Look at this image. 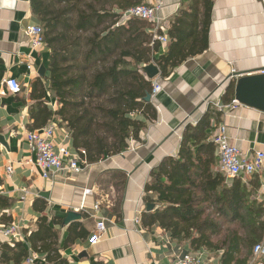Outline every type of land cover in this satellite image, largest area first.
<instances>
[{
	"label": "crops",
	"instance_id": "crops-1",
	"mask_svg": "<svg viewBox=\"0 0 264 264\" xmlns=\"http://www.w3.org/2000/svg\"><path fill=\"white\" fill-rule=\"evenodd\" d=\"M161 1L160 22L170 23L189 5V0ZM36 25L40 22L31 11L30 0H0V224L20 227L21 243L29 256L36 253L31 251L27 234L35 232L38 220L46 217V224L58 234L59 255L69 264H172L182 254H199L204 263L220 264L221 252L193 251L187 243L171 239L157 224L143 226L142 216L148 213L144 187L154 168L166 158L177 157L185 127L195 126L209 109L219 115L206 132L209 142L213 123H221L230 143L241 153L264 152V113L241 105L223 116L214 107L217 102L235 100L234 84L239 77L264 72L262 0H213L207 50L171 70L167 77L156 78L161 90L150 102L156 117L146 124L139 140L128 141L122 154L89 164L79 173L47 179L32 164L26 136L31 132L30 110L36 104L30 97L32 85L42 80L49 87L50 50L44 45L31 49L23 33ZM166 51L167 46L160 47L155 58ZM41 66L43 78L38 75ZM8 78L20 85L18 95L3 89ZM43 102L54 114L60 109L54 91L48 89ZM49 123L56 126L54 145L64 144L75 153L67 124L58 115L46 125ZM10 165L13 172L6 175ZM213 171H219L218 160ZM225 184L229 185L226 179ZM68 212L81 219L63 226ZM54 220H60V225ZM98 221L104 222L105 231L99 243L90 245ZM74 223L83 227L85 237L65 246L67 229ZM0 243L9 244L2 238ZM37 255L38 264H45L44 254Z\"/></svg>",
	"mask_w": 264,
	"mask_h": 264
},
{
	"label": "trees",
	"instance_id": "trees-1",
	"mask_svg": "<svg viewBox=\"0 0 264 264\" xmlns=\"http://www.w3.org/2000/svg\"><path fill=\"white\" fill-rule=\"evenodd\" d=\"M146 4V0H30L51 53L49 87L42 80L32 85L30 97L36 104L30 110V131L58 115L70 130L73 148L88 165L118 156L128 141L139 140L156 117L153 105L144 102L151 82L141 67L153 62L165 78L203 54L213 0H189L188 8L169 23L167 51L158 58L154 55L160 44L152 40L150 23L130 19L116 26L120 13ZM48 89L60 105L55 114L43 102ZM212 120L218 121L219 115L209 109L195 126L187 125L177 157L164 159L151 171L144 192L153 209L143 214L142 224H157L193 251L221 252L220 264H248L253 247L264 237V203L257 199L264 174L263 183L254 175L225 184L224 176L213 171L216 147L206 133ZM85 234L79 223L71 224L64 245ZM26 240L33 253L44 254L45 264H69L59 255L58 234L46 224V217L38 220L37 230ZM27 257L21 242L0 243V264H23Z\"/></svg>",
	"mask_w": 264,
	"mask_h": 264
},
{
	"label": "built area",
	"instance_id": "built-area-1",
	"mask_svg": "<svg viewBox=\"0 0 264 264\" xmlns=\"http://www.w3.org/2000/svg\"><path fill=\"white\" fill-rule=\"evenodd\" d=\"M161 7V0H147L146 5L136 6L120 13L121 16L116 26H124L130 19H138L150 23L153 26L151 31L152 40L158 42L160 47H166L169 43L167 36L169 22L159 21L158 13ZM23 33L28 39L31 49H37L44 45L43 31L40 25L28 26L24 29ZM2 86L5 92L10 95H18L21 91L18 82L12 78L6 79ZM160 90L161 87L159 82L156 79L152 80L150 91L151 100ZM240 106L241 104L235 100L229 104L221 102L214 104L215 110L223 116L235 111ZM55 128V124L49 123L39 130L27 132L26 134L29 150L34 157L32 164L42 171V177L45 179L49 178L51 175H71L79 173L88 165L83 157L77 152L73 153L66 145H54ZM210 142L216 147L218 169L227 182L230 183L235 178H241L245 181L247 177L254 175L261 177L264 174V152L255 151L247 154L241 153L236 146L230 143L224 124L213 123ZM12 172L13 168L11 165L5 168L6 175H10ZM257 199L264 203V186L261 187ZM104 231V222L98 221L89 237V244L96 245L99 243ZM0 238L6 240L10 245L23 242V235L20 227L13 224H0ZM256 260L264 261V237L261 242L253 247L251 262ZM37 261H39V256L37 254H29L23 264H36ZM172 264L207 263L201 260L199 254H182L176 257ZM262 264H264V262Z\"/></svg>",
	"mask_w": 264,
	"mask_h": 264
},
{
	"label": "water",
	"instance_id": "water-1",
	"mask_svg": "<svg viewBox=\"0 0 264 264\" xmlns=\"http://www.w3.org/2000/svg\"><path fill=\"white\" fill-rule=\"evenodd\" d=\"M264 5V0L262 1ZM141 72L148 81H152L159 77L160 72L158 67L154 63H150L141 67ZM40 77L45 76V70L41 66L38 71ZM234 77H237L234 76ZM235 87V101L243 106H247L256 109L264 113V72H260L257 75H247L239 77L234 84ZM145 103L151 102V96L149 93L144 98ZM153 209V205H146V212H150ZM81 216L79 214L68 212L63 219V226H67L71 222L79 221Z\"/></svg>",
	"mask_w": 264,
	"mask_h": 264
}]
</instances>
